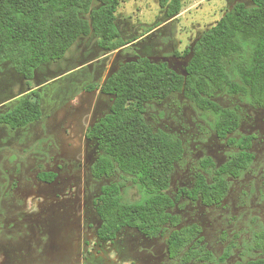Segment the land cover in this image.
Here are the masks:
<instances>
[{"label": "rangeland", "instance_id": "374dc122", "mask_svg": "<svg viewBox=\"0 0 264 264\" xmlns=\"http://www.w3.org/2000/svg\"><path fill=\"white\" fill-rule=\"evenodd\" d=\"M249 0H182L180 14L167 20L158 0H120L115 25L125 48L104 55L91 34L79 39L58 61L39 67L26 83L8 63L0 66V114L9 111L21 96L38 90L42 117L11 130L0 124V264H184L170 259L166 235L146 239L125 229L114 242L95 235L99 220L93 200L100 187L121 182L125 201H138L140 186L115 173L100 180L89 174L95 144L86 130L109 112L112 99L99 87L119 65L147 57L166 62L183 74L191 47L235 3ZM96 87L90 90L91 87ZM30 90V91H29ZM216 102L237 109L240 124L234 137L255 136L250 169L230 180L228 195L219 206L205 207L177 194L190 188L198 163L211 158L224 163L233 148L216 138L214 118L199 111L182 94L146 105L145 119L154 130L180 139L183 159L175 166L170 196L177 199L172 213L177 228L197 225L207 257L188 264H239L264 257L256 239L264 230V110L241 95L220 93ZM53 173V183L38 175ZM228 255L225 260H221Z\"/></svg>", "mask_w": 264, "mask_h": 264}, {"label": "trees", "instance_id": "16d2710c", "mask_svg": "<svg viewBox=\"0 0 264 264\" xmlns=\"http://www.w3.org/2000/svg\"><path fill=\"white\" fill-rule=\"evenodd\" d=\"M119 3L0 0V66L10 64L29 83L39 67L61 60L79 39L91 34L104 55L127 47L138 39L125 42L120 38L115 25ZM158 4L167 20L181 12L182 0H158ZM184 55L188 62L183 74L166 62L142 56L119 65L99 87L112 99L109 112L86 130L85 137L96 146L91 177L99 180L120 173L142 191L140 200L132 202L123 199L125 186L121 182L100 188L93 202L100 222L97 239L113 242L125 229L149 239L167 234L168 257H180L188 264L207 255L201 245V228L194 224L177 228L180 218L172 213L177 199L169 194L171 179L184 148L179 138L150 127L145 119L146 105L182 94L196 109L213 116L216 138L233 151L219 166L209 157L200 160L191 187L177 195L205 207L219 206L228 195L230 180L240 178L252 166L255 136L234 137L240 124L237 109L222 107L215 98L220 93L241 95L264 110V0L235 3ZM40 103L39 91H30L0 114V124L17 130L40 120ZM38 178L52 183L56 176L42 173ZM256 239L264 247V230ZM227 257L225 254L221 260ZM239 264H264V257Z\"/></svg>", "mask_w": 264, "mask_h": 264}, {"label": "flooded vegetation", "instance_id": "af4514ba", "mask_svg": "<svg viewBox=\"0 0 264 264\" xmlns=\"http://www.w3.org/2000/svg\"><path fill=\"white\" fill-rule=\"evenodd\" d=\"M90 127H91V126H90ZM94 153H95V154H94V159L92 160V162H91L90 165H89V174H90V166L92 165V163L94 162V160H95V158H96V146H95ZM90 176H91V175H90ZM92 178H93V177H92ZM93 179H94V178H93ZM102 179H103V178H102ZM95 180H96V179H95ZM99 180H100V179H99ZM42 182H43V181H42ZM53 182H54V181H53ZM53 182H52V183H53ZM43 183H46V182H43ZM46 184H49V183H46ZM50 184H51V183H50ZM101 187H102V186H101ZM101 187H100V188H101ZM99 191H100V190H99ZM98 195H99V194H98ZM96 198H97V197H96ZM96 198H95V199H96ZM95 199H94V200H95ZM94 200H93V202H94ZM93 208H94V206H93ZM95 215H96V214H95ZM99 224H100V222H99ZM99 224H98V227H99ZM98 227H97V228H98ZM97 228L95 229V235H96V230H97ZM142 236H143V235H142ZM143 237H144V236H143ZM96 238H97V236H96ZM144 238H146V237H144ZM146 239H149V238H146ZM97 240H98V239H97ZM115 240H116V239H115ZM115 240H114V241H115ZM114 241H113V242H114ZM100 242H101V241H100Z\"/></svg>", "mask_w": 264, "mask_h": 264}]
</instances>
